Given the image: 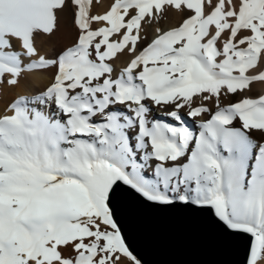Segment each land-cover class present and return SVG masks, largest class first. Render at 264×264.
Segmentation results:
<instances>
[{
  "label": "snow or ice",
  "instance_id": "snow-or-ice-1",
  "mask_svg": "<svg viewBox=\"0 0 264 264\" xmlns=\"http://www.w3.org/2000/svg\"><path fill=\"white\" fill-rule=\"evenodd\" d=\"M92 3L0 0V84L54 70L0 117V264H142L114 218L122 186L213 213L264 264V95H246L264 82V0ZM68 8L74 43L39 55L35 35ZM169 12L181 23L146 43L144 25Z\"/></svg>",
  "mask_w": 264,
  "mask_h": 264
},
{
  "label": "water",
  "instance_id": "water-1",
  "mask_svg": "<svg viewBox=\"0 0 264 264\" xmlns=\"http://www.w3.org/2000/svg\"><path fill=\"white\" fill-rule=\"evenodd\" d=\"M112 207L142 264H247L250 235L221 228L197 206L149 204L122 186Z\"/></svg>",
  "mask_w": 264,
  "mask_h": 264
},
{
  "label": "bare ground",
  "instance_id": "bare-ground-1",
  "mask_svg": "<svg viewBox=\"0 0 264 264\" xmlns=\"http://www.w3.org/2000/svg\"><path fill=\"white\" fill-rule=\"evenodd\" d=\"M114 0H93L90 14H104L107 10L110 9V6ZM73 8L65 9L62 12H58V29L53 35H47L39 33L35 35V47L37 52L41 56L45 57H54L61 50L72 46L74 43L78 31L73 23ZM182 17L175 13L169 12L165 19L160 23H153L152 25H144V30L142 36L147 37L146 43L151 42L152 39L156 37V28H162L167 30L171 27H176L181 23ZM93 27H97L96 24H93ZM15 50L23 51L20 46V41H15ZM139 51V49H138ZM24 63L27 64V60L22 57ZM36 59V57H33ZM130 57L123 56L115 62L117 69L126 66ZM54 75V70L51 71H25L22 73L19 83L15 86L9 85L6 81L10 79V76L5 77V82L0 84V117L4 115H12L13 113L9 111V106L20 97H31L36 94L38 91L44 90L52 81ZM248 97L258 98L260 95H264V82H257L252 86V89L246 93ZM239 97L228 95L223 97L224 104H230L235 102ZM189 125H191L195 130L198 131L196 125L189 118ZM256 139H261L264 141V138L257 136Z\"/></svg>",
  "mask_w": 264,
  "mask_h": 264
}]
</instances>
